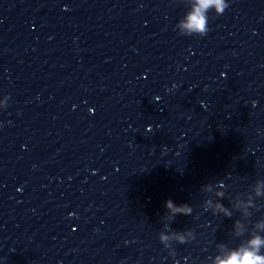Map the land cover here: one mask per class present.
<instances>
[{
	"label": "water",
	"instance_id": "1",
	"mask_svg": "<svg viewBox=\"0 0 264 264\" xmlns=\"http://www.w3.org/2000/svg\"><path fill=\"white\" fill-rule=\"evenodd\" d=\"M3 264H264V0H0Z\"/></svg>",
	"mask_w": 264,
	"mask_h": 264
}]
</instances>
